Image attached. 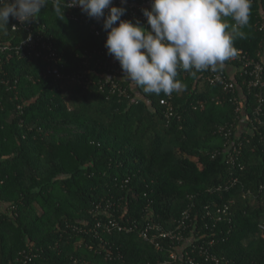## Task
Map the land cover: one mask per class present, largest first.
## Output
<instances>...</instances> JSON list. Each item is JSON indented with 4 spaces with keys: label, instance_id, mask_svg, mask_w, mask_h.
Here are the masks:
<instances>
[{
    "label": "trees",
    "instance_id": "1",
    "mask_svg": "<svg viewBox=\"0 0 264 264\" xmlns=\"http://www.w3.org/2000/svg\"><path fill=\"white\" fill-rule=\"evenodd\" d=\"M54 9L47 3L38 20L67 72L89 53L107 50L103 24L95 36ZM14 22L10 17L8 28L0 29L1 44L24 38L12 30ZM263 25L264 0H252L234 47L264 62ZM2 55L7 79L19 80L20 94L15 99L9 86L0 85V264L30 254L36 257L29 264H99L107 252L112 264H155L169 258L170 245L192 242L233 264H264V126L246 132L239 124L245 115L236 113L231 99L243 93L246 115L256 99L237 62L225 61L237 68L234 77L223 68L236 79L235 94L204 82L199 72L193 77L179 70L184 87L173 92L177 115L165 118L159 103L165 94L133 88L123 71L121 83L142 100L109 97L98 87L74 86L65 94L49 80L30 79L46 66L41 59H19L13 50ZM214 204L231 205L230 218L207 217L206 207ZM98 206L128 229L107 234L96 228L110 220ZM186 212L182 242L160 240V250L140 237L149 222L174 230ZM187 249L194 254L191 245Z\"/></svg>",
    "mask_w": 264,
    "mask_h": 264
},
{
    "label": "clouds",
    "instance_id": "2",
    "mask_svg": "<svg viewBox=\"0 0 264 264\" xmlns=\"http://www.w3.org/2000/svg\"><path fill=\"white\" fill-rule=\"evenodd\" d=\"M47 3L0 0V29L8 28L10 17L23 25L33 22ZM126 4L127 0L119 7L112 6L113 0H55L54 10L64 16L62 9L79 6L89 18L103 20L105 48L119 62L124 79L156 95H171L184 87L177 79L179 70L195 77L197 72L223 69L237 53L234 39L243 37L240 29L248 24L251 9V0H151L150 10L142 9L148 30L139 20L121 19Z\"/></svg>",
    "mask_w": 264,
    "mask_h": 264
},
{
    "label": "built area",
    "instance_id": "3",
    "mask_svg": "<svg viewBox=\"0 0 264 264\" xmlns=\"http://www.w3.org/2000/svg\"><path fill=\"white\" fill-rule=\"evenodd\" d=\"M48 3L55 6V0H48ZM150 5L151 0H127V4L123 5L127 8V11L122 18L131 20L133 23L139 20L143 27L151 30L150 26L147 24V19L144 17L142 12V9L144 8H148L150 10ZM112 6H122L121 0H113ZM64 10L69 20L87 25L90 32L95 36L101 35L100 28L103 24V20L97 21L89 18L81 11L79 6ZM38 16L33 22L25 25L20 24V22L15 19L13 24L15 29H13L12 26V30L22 32L24 38L16 42V44L9 41L4 44L0 43V56H3L2 54L10 50H13L15 51V56L19 59H41L46 66L38 72V78H34L32 76L33 78L31 77L30 79H32V81L35 80L39 82L41 80H49L58 87L59 91L65 94H68L70 89L74 86L86 89L90 87H98L109 97L117 95L131 101H138V99H140L139 96V98L132 96L129 88L125 84L121 83L119 76V74L122 73L121 66L118 61L108 55L107 50L104 52H98L95 50L89 53L82 61V64L78 69L67 72V64L64 61L62 53L59 51L55 41H53L49 36L47 26L38 20ZM2 58L0 57V85L9 86L8 89L14 93L15 99H18L17 97L20 94L18 86L19 80L14 79L12 81L11 79H7L8 73L4 68V57ZM228 61L238 63V72L241 76L245 77L243 83L248 88L249 93H253L256 99V105L252 108L251 115L245 114L246 98L243 93L240 92L238 93V97L231 99V101L236 103V113L242 116L245 115L240 118L239 124H246L244 130L246 132H252V129L254 130L256 125L264 126V62L262 60H254L243 50H237L236 55ZM199 73L201 74L204 82L211 86L220 85L223 87L224 91L229 94H235L239 88L236 79H228L222 69H218L217 71L209 69ZM219 102H221V100H219ZM159 103L163 108V115L165 118L177 115V110L174 104V93L171 95L165 94V97H162ZM16 107L17 111L22 109L21 105H17ZM4 109V104L0 100V112ZM224 135L225 137L229 136L228 133H225ZM261 190H264V184L262 185ZM108 206L109 205H107L106 208ZM14 209L15 207L12 206L11 210L14 211ZM97 209H100L99 211L101 213H105L107 218L110 220L104 226L102 221H98L96 223V228L103 229V231L107 234H111L113 228H118L120 231L128 229L121 227L118 222L113 221L112 218H110V213L107 212V210L102 209L101 206H98ZM2 210H6V208L3 206ZM231 213V205L228 204L222 206L214 204L212 209L210 207H206L207 217L215 221H222L224 219L228 220ZM188 217L189 213L186 212L183 219L179 221L175 229L171 231H164L161 226L149 222L142 229H140V237L160 250L163 249L161 248L160 240L169 239L173 244L180 243L185 239V234L188 230V226L186 224ZM259 229L261 235L264 236V224L260 225ZM213 243V241H210L209 246L211 247ZM190 245L192 252H194L193 255L190 253V250L187 249ZM188 246H186L187 248H184L170 245L168 248L169 258L155 264H233L228 258L219 257L209 253L208 249H205V246H198L193 242L189 243ZM90 248L92 249V247ZM195 252H197L196 255ZM35 257L36 256L33 254L25 255L18 260V262L9 264H29L34 262ZM75 261L76 260H74V262ZM105 261L106 262L99 264H112L111 262L114 261V256H112L111 252H107ZM76 263L77 262H75V264ZM83 263L87 264L86 262Z\"/></svg>",
    "mask_w": 264,
    "mask_h": 264
},
{
    "label": "crops",
    "instance_id": "4",
    "mask_svg": "<svg viewBox=\"0 0 264 264\" xmlns=\"http://www.w3.org/2000/svg\"><path fill=\"white\" fill-rule=\"evenodd\" d=\"M223 68L230 74L231 77H234L236 75V72H237L236 67L229 65V64H224ZM241 126H243V130H244L246 127V124L243 123Z\"/></svg>",
    "mask_w": 264,
    "mask_h": 264
},
{
    "label": "rangeland",
    "instance_id": "5",
    "mask_svg": "<svg viewBox=\"0 0 264 264\" xmlns=\"http://www.w3.org/2000/svg\"><path fill=\"white\" fill-rule=\"evenodd\" d=\"M140 99L142 100V98H141V96H140ZM48 133H46V135H47Z\"/></svg>",
    "mask_w": 264,
    "mask_h": 264
}]
</instances>
